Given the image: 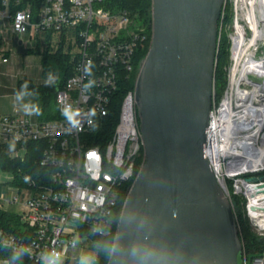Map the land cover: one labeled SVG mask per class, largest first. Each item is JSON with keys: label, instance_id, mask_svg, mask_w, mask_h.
<instances>
[{"label": "built area", "instance_id": "2783aa9c", "mask_svg": "<svg viewBox=\"0 0 264 264\" xmlns=\"http://www.w3.org/2000/svg\"><path fill=\"white\" fill-rule=\"evenodd\" d=\"M106 1L43 0L37 12L27 7L15 13L10 0L0 2L1 24L9 22L18 36L59 33L71 42L76 38L79 48L73 74L56 93L57 118L0 112V186L11 190L10 198L2 197L0 212L19 223L9 225L12 230L0 224V264L18 247L28 249L24 257L31 264H41V252L53 248L61 252L62 264H73L69 251L79 246L78 239L107 234L122 186L131 187L144 164L135 87L121 101L113 134L104 137L119 80L133 73L136 51L147 41L145 28L127 10L111 9ZM224 38L226 87L218 95L214 84L202 152L232 205L241 198L249 225L264 236V195L254 196L264 193V0H225L218 52ZM88 60L94 64L92 77L84 74ZM89 79L95 86L85 93ZM66 105L81 112L79 130H69L61 111ZM93 108L89 125L84 114ZM30 142L40 150L44 174L38 179L1 163L24 161ZM252 264H264V257Z\"/></svg>", "mask_w": 264, "mask_h": 264}, {"label": "water", "instance_id": "95a60500", "mask_svg": "<svg viewBox=\"0 0 264 264\" xmlns=\"http://www.w3.org/2000/svg\"><path fill=\"white\" fill-rule=\"evenodd\" d=\"M224 2L152 0L151 45L135 83L145 161L110 264H244L232 202L202 152Z\"/></svg>", "mask_w": 264, "mask_h": 264}, {"label": "trees", "instance_id": "16d2710c", "mask_svg": "<svg viewBox=\"0 0 264 264\" xmlns=\"http://www.w3.org/2000/svg\"><path fill=\"white\" fill-rule=\"evenodd\" d=\"M2 0H0L1 2ZM12 13L17 10L29 7L35 12L39 11L41 2L43 0H10ZM19 1V4L17 2ZM109 7L115 10H127L136 24L145 28L147 34V41L142 48L136 51L133 58L134 71L128 77L127 75L121 76L119 80V89L114 95L112 115L109 118L110 126L107 125L104 133V137L108 138L114 132L115 126L119 118V108L121 101L127 91L132 90L135 87L137 74L141 61L147 55L152 39V0H107ZM229 61V45L227 38H224L220 44L218 56H217V68L215 74V85L218 95H221L226 87V71L225 67ZM42 66L45 74H51L55 78V83L38 85L31 80L22 79L19 80L16 88V92L20 89V86L27 81L29 85V91L34 93L36 105L40 108V118L42 120L57 118L56 108V93L58 89L62 88L67 79L73 74L75 61H71L70 55L63 52L60 48L54 53H44L42 55ZM27 155L24 161L17 160L11 161L7 158L1 160L2 166L6 170H15L18 172V168L22 173L29 172L34 178L42 176L44 170L39 166L40 150L37 148L36 143L27 144ZM142 162L140 158L138 165ZM19 178V175H18ZM131 184H125L121 188V196L119 203L115 208L112 216L111 224L107 234L102 236H95L94 240L97 242V255L93 264H110L115 237L118 229L120 216L122 213L123 205L127 198V191ZM234 201L241 202V198L236 197ZM241 214L239 213L237 219L238 224H242V228L239 231L240 237L244 245V251L247 258V264H252L253 260L258 257H264V237H259L254 234L248 224V220H240ZM0 224L11 229L9 225L19 226L18 219L14 215L0 212ZM12 230V229H11ZM10 257L12 253H6ZM23 264H31L25 257H23ZM33 264V263H32Z\"/></svg>", "mask_w": 264, "mask_h": 264}, {"label": "rangeland", "instance_id": "374dc122", "mask_svg": "<svg viewBox=\"0 0 264 264\" xmlns=\"http://www.w3.org/2000/svg\"><path fill=\"white\" fill-rule=\"evenodd\" d=\"M4 25L5 27L0 31V59L5 57L7 63L4 64L2 60L0 61V111L6 110L9 111V113L12 112L16 114L17 112H24L22 107L23 103H36L33 95L25 97L22 102L16 100L15 93L19 80L28 79L35 84L44 85L49 77V74L44 73L42 55L44 53L57 52L62 48L64 53L70 55L71 61H74L79 48L76 43V38L74 42H71L70 39L64 38L62 34L59 33H54L52 35H34L32 39H30L27 34L24 38L20 39L19 36L13 35L9 22H5ZM20 40L23 41L22 44H20ZM227 66L228 64L226 67ZM54 111L56 113L57 109L55 108ZM38 117L40 118L39 115ZM2 197H11V190L6 185L0 186V203H2ZM233 208L236 219L240 213L242 216L240 220H247V218H245L242 200L241 202L234 201ZM238 228L240 231L242 228L241 223L238 224ZM250 228L257 236L264 237L255 232L251 226ZM78 243L79 246L70 250L68 253V255L73 258L72 263L80 264V260L83 257L88 261V264H93L91 260L92 257L97 255V242L95 240L88 241L78 239ZM86 243H89V245L83 247V244Z\"/></svg>", "mask_w": 264, "mask_h": 264}, {"label": "clouds", "instance_id": "9594fccd", "mask_svg": "<svg viewBox=\"0 0 264 264\" xmlns=\"http://www.w3.org/2000/svg\"><path fill=\"white\" fill-rule=\"evenodd\" d=\"M94 64L91 60H88L84 67V74L87 77H92L93 72L92 69ZM55 83V78L49 74L48 79L45 81V84H53ZM95 86V80L89 79L87 83L83 85V91L85 93L90 92L91 89ZM34 95L33 92L29 91L28 82L25 81L21 86L20 89L15 93V98L17 101L22 102L25 97H29ZM23 110L27 115H39L40 108L36 104L32 103H23L22 104ZM62 115L65 116L66 120L69 123V130L76 129L79 130L81 128V120L78 117H81V112L79 110H73L70 105H66L62 110ZM87 119L89 125H93V118L96 116V110L89 109L87 113L84 114ZM11 147H14L12 145ZM8 245H5L7 247ZM28 254V249L24 247H18L13 250L10 258L6 261V264H19L22 261L23 257ZM40 261L41 264H62L61 262V252L57 251L56 249L45 250L40 254ZM80 264H88V261L83 257L80 260Z\"/></svg>", "mask_w": 264, "mask_h": 264}, {"label": "crops", "instance_id": "0c3cea01", "mask_svg": "<svg viewBox=\"0 0 264 264\" xmlns=\"http://www.w3.org/2000/svg\"><path fill=\"white\" fill-rule=\"evenodd\" d=\"M5 27V25H0V31L3 29ZM13 35L15 36V35H17V34H15V33H13ZM27 35V34H26ZM18 36V35H17ZM25 36V35H24ZM24 36L23 37H20L19 36V38L20 39H22V38H24ZM28 36H29V38L30 39H32V34L31 33H28ZM23 43V41L22 40H20V44H22ZM1 52V51H0ZM5 57H3L2 59H0V61L2 60V63H4V64H6L7 62H4L3 61V59H4ZM1 113H3V114H14V113H12V112H10L9 113V111H6V110H2V111H0ZM16 114H19V115H25L26 113L25 112H17Z\"/></svg>", "mask_w": 264, "mask_h": 264}, {"label": "bare ground", "instance_id": "6f19581e", "mask_svg": "<svg viewBox=\"0 0 264 264\" xmlns=\"http://www.w3.org/2000/svg\"><path fill=\"white\" fill-rule=\"evenodd\" d=\"M262 74L264 75V65H263V68H262ZM264 193H259L258 195H254V196H263Z\"/></svg>", "mask_w": 264, "mask_h": 264}, {"label": "flooded vegetation", "instance_id": "af4514ba", "mask_svg": "<svg viewBox=\"0 0 264 264\" xmlns=\"http://www.w3.org/2000/svg\"><path fill=\"white\" fill-rule=\"evenodd\" d=\"M129 189H130V187H129ZM129 189H128V191H129ZM128 191H127V195H128ZM126 201V200H125ZM118 203H119V201H118ZM124 206V205H123Z\"/></svg>", "mask_w": 264, "mask_h": 264}]
</instances>
